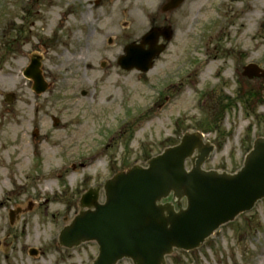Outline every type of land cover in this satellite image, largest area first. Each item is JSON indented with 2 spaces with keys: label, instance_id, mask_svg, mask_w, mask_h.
Instances as JSON below:
<instances>
[{
  "label": "rangeland",
  "instance_id": "obj_1",
  "mask_svg": "<svg viewBox=\"0 0 264 264\" xmlns=\"http://www.w3.org/2000/svg\"><path fill=\"white\" fill-rule=\"evenodd\" d=\"M196 1L192 32L186 35L179 23L153 67L141 73L121 69L116 59L121 46L148 30L151 0H0V264H91L95 242L70 249L57 242L62 224L79 211L77 197L98 187L102 202L105 179L133 164L145 166L184 132L200 130L214 145L203 169L241 167L253 140L264 136V79L243 77L241 67L233 73L229 55L213 58L212 47H232L242 65L264 69V0ZM53 17L57 23L48 26ZM85 27L86 50L58 65L66 41L84 44ZM184 52L197 59H180L178 69L174 63ZM32 55L40 56L48 84L40 95L22 74ZM179 77L184 85L174 80ZM166 83L174 101L159 112L154 101ZM8 92L15 94L11 102L3 99ZM16 208L20 213L10 222ZM30 248L38 253L29 255ZM262 248L264 199L198 248L174 249L165 264H264Z\"/></svg>",
  "mask_w": 264,
  "mask_h": 264
},
{
  "label": "water",
  "instance_id": "obj_2",
  "mask_svg": "<svg viewBox=\"0 0 264 264\" xmlns=\"http://www.w3.org/2000/svg\"><path fill=\"white\" fill-rule=\"evenodd\" d=\"M164 35L169 37L165 31ZM156 39L151 29L142 39L147 49L128 44L118 60L120 66L147 71L152 58L163 50ZM38 66L39 59L33 57L23 74L33 79V89L40 93L46 84ZM243 75L263 78L264 71L248 64ZM195 150L198 154L193 157ZM211 150V145L202 143L200 133H185L178 144L149 158L146 167L133 165L107 179L103 203L98 202L99 189L90 188L79 200L80 208L86 209L60 231L59 244L73 247L95 241L98 254L92 264H115L123 257L134 264H164V256L173 248L199 246L221 224L264 198V137L254 140L243 166L232 174L201 168ZM187 158L189 171L184 166ZM169 194L185 197L186 207L175 211L171 203H160Z\"/></svg>",
  "mask_w": 264,
  "mask_h": 264
},
{
  "label": "flooded vegetation",
  "instance_id": "obj_3",
  "mask_svg": "<svg viewBox=\"0 0 264 264\" xmlns=\"http://www.w3.org/2000/svg\"><path fill=\"white\" fill-rule=\"evenodd\" d=\"M98 0H93V4H96ZM153 8L148 11L146 14V19L149 27H155L157 28V33L159 35V42H163V28H168V31L171 32V36H173L177 30V27L179 23L183 24V29L188 35L189 32H192L193 28V5L196 3V0H151ZM139 10H145V6L142 4L137 5ZM201 6L199 7L198 11H200ZM168 43V42H167ZM167 45V44H166ZM232 47H219L218 45H214L212 47V50H215V54L213 58H217V55H222V53H227L229 55L230 61H231V69L232 72L235 73L238 72L239 67H241V63L235 59L233 56H231V49ZM187 55L192 54V52L186 53ZM190 61L193 59V57L188 58ZM214 73H221L220 67L216 69ZM189 77V76H188ZM177 80V79H176ZM177 81H180V78H178ZM170 82V81H169ZM168 82V83H169ZM168 83L163 84L160 86L159 90L157 91L156 95V109L157 111L161 112L163 110H166V107L170 104L172 105L174 101V92L172 90V87H169ZM184 85L179 82L178 85ZM188 83H186L187 85ZM177 87V86H176ZM168 93V95H167ZM172 100V101H171ZM169 114V118H170ZM178 117V116H177ZM176 117V118H177ZM174 123L177 124L176 119L174 120Z\"/></svg>",
  "mask_w": 264,
  "mask_h": 264
},
{
  "label": "bare ground",
  "instance_id": "obj_4",
  "mask_svg": "<svg viewBox=\"0 0 264 264\" xmlns=\"http://www.w3.org/2000/svg\"><path fill=\"white\" fill-rule=\"evenodd\" d=\"M90 13H91L90 6H88L87 10L85 12L84 11L82 12V18L83 19L87 18V16H89ZM55 22L56 21L53 17L50 20L48 26H51ZM89 35H90V33L88 32V27H85V35H84L85 41H84V44L80 46V48L77 47V45L75 43H71V42H69V40L66 41L65 44L68 46L67 49H65L62 52V54L57 56L58 65H63L65 63H68L70 60H72V58L74 56H76V54L78 53L79 50H86V44H87L86 41L89 39ZM69 48L71 50H69ZM260 256H262V258H264V248H262Z\"/></svg>",
  "mask_w": 264,
  "mask_h": 264
}]
</instances>
